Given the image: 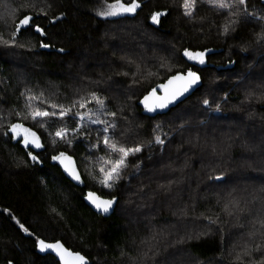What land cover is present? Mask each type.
I'll return each mask as SVG.
<instances>
[{"label":"trees","instance_id":"1","mask_svg":"<svg viewBox=\"0 0 264 264\" xmlns=\"http://www.w3.org/2000/svg\"><path fill=\"white\" fill-rule=\"evenodd\" d=\"M2 1L5 39L25 14L33 20L15 47L0 43V264H60L38 253V239L59 241L88 264H264V0H246L239 17L198 0L193 19L184 16L183 0H138L134 16L107 18L97 12L114 0H12L19 8L14 21H7ZM156 11L165 15L152 24ZM233 20L238 23L225 34ZM185 49L221 51L200 64ZM189 70L200 75V89L165 115L142 114L144 95ZM28 90L39 97L31 103L45 110L77 103L63 120L46 118L41 127L27 115ZM93 91L117 113L114 138L143 147L112 189L93 179L98 158L110 156L97 131L103 125L85 122L72 131L77 112L98 107H79L80 97L90 99ZM101 119L112 118L101 113ZM13 123L35 132L43 151L13 141L7 132ZM61 127L68 129L64 140L55 136ZM28 151L40 162H31ZM62 151L75 159L78 185L52 159ZM89 192L116 198L109 218L86 206ZM233 198L240 205L229 216L225 203ZM245 247L251 256L236 261Z\"/></svg>","mask_w":264,"mask_h":264},{"label":"snow or ice","instance_id":"2","mask_svg":"<svg viewBox=\"0 0 264 264\" xmlns=\"http://www.w3.org/2000/svg\"><path fill=\"white\" fill-rule=\"evenodd\" d=\"M204 3H207L210 7L218 10L224 11L227 10L230 16L239 17L241 15V10L238 6H244L246 4V0H203ZM198 0H183V9L184 16L193 19L194 18V10L196 8V4ZM141 7V4L138 0H131L130 3H125L123 0H114V3H110L107 5L106 9L103 11H98L97 15L102 18L107 17H118L123 16L125 14L134 16L137 13V9ZM235 9V11H233ZM245 16H251L252 13L248 12L245 8L243 11ZM63 13H61V16ZM165 15V13L156 11L151 14V23L159 24V18ZM60 17H56L59 19ZM33 17L29 14H25L23 18H20L18 22L15 24V30L11 32V39H5L2 34H0V43H3L8 47H15L18 42V36L22 34V29L28 28L31 30V22ZM238 23V20L231 21V24H226L224 26V33H228L230 30H234L232 25ZM34 31L39 33L41 36L45 35V31L39 26H35ZM260 40H264V33H262L259 37ZM41 48H49L50 45L48 43H41ZM57 51H63V49H57ZM204 52L196 51L192 52L187 49L184 51V56L187 57L188 60L196 61L197 63L204 64ZM127 75V73H125ZM200 76L197 75L196 72L189 70L185 75L176 74L170 77L167 80V83H162L159 85V88L163 91V96L157 97L156 89H153L141 103L144 105L146 111L153 112L157 108L165 109L170 104L177 101L181 96H183L186 92H188L194 85H197L200 82ZM21 95H25L22 93ZM25 99L28 101L26 107L28 108L27 115L31 117L33 121H37L40 123L41 127H44V122L46 118L57 117L58 119L63 120L71 110L76 106L77 101H74L68 107H65L62 104H49V108L51 111L45 110L39 107H35L31 102L33 100L39 99V97L31 95V90H28V95H26ZM152 101L151 103L149 101ZM42 103L44 101H41ZM95 102L98 106L95 110L87 109L84 112H77L76 118H78V123L75 129H73V133L79 132L85 125L94 124V125H103L102 129H97L98 132L102 134L103 137V145L104 148L107 149L110 156L106 159L104 157L98 158L99 161H103L99 167V182L108 189H112L121 179L124 169L128 166L129 157L135 156L136 154L142 152L143 147L141 145L135 146H126L122 144L117 139H115V131L118 127L116 123L115 117L117 115L116 112L107 111L105 106V100L99 96L95 91L90 93V99L85 97H80L78 103L80 109H85L86 105ZM203 104L207 107L209 105V100L204 99ZM58 110V111H57ZM219 105L216 107V111H219ZM101 113L106 114L108 117H111V120H103L101 119ZM19 115V113H17ZM111 130V134L110 133ZM7 132L11 133V139L18 140V138L22 137V140H19L20 143L23 144L24 148L27 150L29 146L32 148L39 149L42 147L40 143V138L37 134L31 129L24 127L21 123H13L7 128ZM68 129L66 127L58 128L55 132V136L64 140L67 136ZM7 134V133H6ZM155 143L158 145H163L164 140L156 135L154 137ZM92 147H96L97 145H91ZM28 156L35 163H39L40 161L37 159V155H33L31 151H28ZM53 160L58 161L61 166L64 168V171L68 173L69 176L75 181L82 182L80 174L75 170L72 166L71 157L65 155L62 151L59 155H53ZM139 168V165H136ZM216 180L223 179L222 176L218 175L215 177ZM264 191V189H262ZM86 199L97 209L100 213H108L110 209L113 208V205L116 202V198L113 197L111 199H101L99 196H96L94 193L89 192ZM240 201L238 199H231L225 203V211L229 216L233 215L236 210L239 209ZM7 211V209L5 210ZM15 219V217H13ZM210 224L216 223L215 220L210 219ZM261 227L264 228V220L261 221ZM22 231L27 233L28 235H32L29 230L24 227L23 224L20 225ZM251 235V234H250ZM37 248L41 252H45L46 250H50L55 253V255L59 258L60 264H88V261L85 259L83 255L78 252L69 251L65 248L59 241L56 243H46L43 239H38L36 241ZM152 251V248L149 249ZM255 251H260V246L256 245ZM158 254V253H157ZM147 255V254H145ZM244 256H251V252L247 247L243 249V255L237 254L235 257L236 261H242ZM264 260V256L261 257ZM9 264H12L9 261Z\"/></svg>","mask_w":264,"mask_h":264},{"label":"water","instance_id":"3","mask_svg":"<svg viewBox=\"0 0 264 264\" xmlns=\"http://www.w3.org/2000/svg\"><path fill=\"white\" fill-rule=\"evenodd\" d=\"M26 28H24V29H22V30H25ZM221 51V50H220ZM220 51H207L206 53H204L205 55H204V58L207 56V55H211V54H213V53H218V52H220ZM188 72V71H187ZM186 72V73H187ZM186 73H184V74H182V73H179V74H181V75H185ZM176 75V74H175ZM197 75H199L198 73H197ZM174 76V75H173ZM200 76V75H199ZM172 77V76H171ZM201 78V77H200ZM169 79V78H168ZM167 79V80H168ZM167 80L165 81V82H163V83H167ZM162 84V83H161ZM159 85L160 84H158V85H156L155 87H154V89H156V95H157V97H159V96H163V91L159 88ZM202 86V80L200 79V82L197 84V85H194L188 92H186L183 96H181L177 101H175L174 103H172V104H170L167 108H165V109H159V108H157L155 111H153V112H148V111H146V109H145V107H144V105L141 103V101L144 99V97L145 96H147L149 93H147L146 95H144L141 99H140V101L138 102V106L142 109V114L144 115V116H146V117H149V118H155V117H157V116H162V115H165V114H167L169 111H171L172 109H174V108H176L178 105H180L181 103H183L185 100H187L191 95H193L198 89H200V87ZM150 103L152 102L151 100L149 101ZM25 127V126H24ZM27 128V127H26ZM8 134H10L11 135V133L10 132H8ZM19 140H22V137H20V138H18V140H13V141H19ZM41 143V142H40ZM42 145V144H41ZM20 146L22 147V148H24V146H23V144L22 143H20ZM25 149V148H24ZM29 149H31L34 153H39V152H41V151H43V146L41 147V148H39V149H36V148H32L31 146H29ZM34 155V154H33ZM67 156H69V155H67ZM71 157V156H70ZM38 159V158H37ZM29 160L31 161V162H33L32 160H31V158L29 157ZM71 162H72V166L75 168V170L80 174V172H79V169H78V167H77V164H76V162H75V159L73 158V157H71ZM33 163H35V162H33ZM56 164H57V166H58V168L60 169V171L62 172V174L64 175V177L68 180V181H70L72 184H74V185H78L79 183L77 182V181H75V180H73L72 178H71V176H69L68 175V173L67 172H65L64 171V168L61 166V164L58 162V161H56ZM80 177H81V175H80ZM96 196H99V195H97L96 193H94ZM87 195H88V193L86 194V196H85V198H84V203L86 204V206L93 212V213H95L96 215H99V216H101V217H103V218H109L112 214H113V212H114V210H115V206H116V202H115V204L113 205V208L112 209H110L109 210V212L108 213H100V212H98L97 211V209L89 202V200L88 199H86V197H87ZM100 197V196H99ZM101 199H107V198H102V197H100ZM37 245V244H36ZM37 251H38V253L39 254H47V255H51V256H53V257H55L58 261H59V258L55 255V253H53V252H51L50 250H46L45 252H41V251H39V249L37 248ZM60 262V261H59Z\"/></svg>","mask_w":264,"mask_h":264},{"label":"rangeland","instance_id":"4","mask_svg":"<svg viewBox=\"0 0 264 264\" xmlns=\"http://www.w3.org/2000/svg\"><path fill=\"white\" fill-rule=\"evenodd\" d=\"M13 1L12 0H7V2L2 1V3H1L2 7L4 9V16L6 17L7 21H8V19L14 21L15 18L17 17V15H18V12H19V8L13 3ZM25 46H29V45H25ZM158 122H160V121H157L155 123H158ZM100 162L102 163L103 161H100ZM99 167L100 166H98V167L96 166L95 167V174L93 175V179L95 181L96 180L99 181V177H100ZM168 238L169 239H173L172 234H170Z\"/></svg>","mask_w":264,"mask_h":264}]
</instances>
